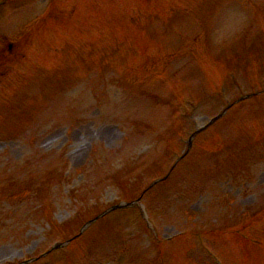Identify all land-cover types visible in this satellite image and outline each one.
<instances>
[{
	"label": "rangeland",
	"instance_id": "1",
	"mask_svg": "<svg viewBox=\"0 0 264 264\" xmlns=\"http://www.w3.org/2000/svg\"><path fill=\"white\" fill-rule=\"evenodd\" d=\"M63 1L66 0H59L58 3L64 4ZM106 1L109 4L118 5L117 11L114 12L119 14H122L121 7L128 3L132 5L127 15L133 17L135 21L130 26H125V23L114 19L115 25L111 34H106L104 38L97 35V41L90 44L89 35L84 34L85 26H92V29H88L90 34L99 32V29L105 30L106 33L109 31L108 20L105 17L101 18V22L97 19L102 15L100 8L104 7ZM195 1L155 0L150 5L141 0H128V2L82 0L80 4L73 3L74 10H78L77 7L80 8V12L76 11V13L78 12L82 17H85L83 13L88 6L96 5L95 10L99 12L93 13L99 16L93 15L94 20L92 18V22H88L86 18L81 19L80 16L73 15L69 24H66L68 21L62 23L57 39L60 40V44H65L72 49H69L70 56L64 64L60 62L59 67L53 66V70L50 73L47 72L46 75L51 81L46 76L44 83L40 82L39 86L36 83L33 86H44L49 89L47 86L49 82L48 84L56 90L55 86L64 79L73 80L75 83L73 88L76 91L68 95H71L73 100L70 107H75L72 110L71 108L65 110L67 107L65 103H62L66 101L61 102L62 105L59 106L44 105L32 116V120L29 119L32 113L30 107L38 97L44 95L36 93L38 91L35 88L31 89V80H35L38 76L37 72H34L38 62L36 58L40 54V49L44 50V43L53 38L47 31L49 23L43 22L46 16H43L44 13L41 16L47 7L48 0H24L18 4H14L15 1L3 4L0 10V34L2 33L0 48L4 49L7 41H16L19 37L15 36L23 30L28 36L22 44H19L20 41L12 43L13 47L10 48L13 51L12 56L24 58L19 66L13 69L0 68V192L10 191L15 194L19 188H26L25 192L23 191V199L10 198L0 204L4 210L0 219V264H13L44 253L46 248L61 239V234L53 233V229L58 226L61 227L67 223L74 229L73 234H76L85 223L84 218L87 219L89 212L93 216L107 205L122 198L135 197L143 187H140L141 181L138 177L140 173L147 175L149 180L146 183L163 175L172 159L167 150L174 148L176 152L183 151L177 141L178 138H183L184 124L180 125L175 115L170 118L165 109H152L147 104H144V109L149 115L143 117H150L152 124H156L157 120L163 123L164 127L160 126V131L165 128V132L161 139L165 138L168 144L163 145L162 142L157 141L152 143L151 137L150 144L147 141L139 142L141 139L137 144L132 140L120 142L117 136L111 137L106 131L98 129L100 127L104 129V126L110 125L113 117L120 114L128 117L130 114V107L127 104L116 106L118 102L114 92H112L113 95H106L103 99L101 96L97 102L92 101V96L102 86L98 72L105 62L110 61V64L116 67L120 66L117 67L120 69L118 75L108 73L106 75V78L117 79L123 76L121 73L125 71V66L130 60L140 61L136 65L134 64L137 61L128 66L138 65L135 71L145 74L141 85L151 88L154 82H160L159 90H156L158 95L170 97V94L174 93L175 107L185 102H193L198 106L197 112L204 115H207L218 97L208 89L218 85L222 80H225L223 93L230 99L234 95H241L250 85L264 83L262 82L264 73H260L264 71V68L257 66L261 59V51H256L260 48L264 52V0H251L249 4L241 8V1L236 3L237 0H212L215 4L209 8L211 13H214L211 19L210 35L194 39L197 37L193 32L190 33L192 23V26L180 31L188 34H181L179 45H171L169 41L160 44L158 41V44H153V50L146 48L147 43L144 44L148 32L146 22L148 24L150 22V27L158 23L162 12L166 11L168 6L174 8L170 14L180 9L186 11L189 16L195 17L198 13L197 9L202 4H205L207 9V0ZM216 2L225 6V9L217 14ZM258 8L261 9V24L254 21L255 15H258ZM55 22L59 21L55 19ZM69 29H73L74 32ZM3 35H6L9 40H5ZM117 36L120 37L118 42ZM108 37L111 39L108 40ZM50 47L58 48L59 46L52 43ZM120 47L123 48L122 57L110 55ZM148 47L152 45L148 44ZM226 48L234 49L235 54L240 57L231 62V65L238 66L243 62L253 65L248 68L242 66L227 68V64L223 61L228 53L224 51ZM134 49L137 50L134 51ZM87 50H91L92 58L87 57L85 53ZM7 51L10 50L7 49ZM133 53L135 58L130 57ZM242 59L243 62H241ZM141 63L147 68L143 70ZM255 69L257 73L254 72ZM230 70H235V74L240 79L237 86L233 84L232 78L227 79V73ZM184 74L195 76L198 80L195 86L200 88V94L188 95L186 90H183L184 84L179 79L185 80ZM24 76L28 77L24 79ZM151 76L153 78L149 79ZM156 78L160 79L154 80ZM127 80L131 81V84L136 82L132 77H127ZM206 81L211 85L209 86ZM246 81L252 82L247 84ZM169 82L173 85H166ZM64 83L62 82V88ZM241 83L242 86H240ZM22 89L26 90L23 92L24 95H22ZM99 107L104 112L102 115L104 118L95 121L93 113ZM20 109L23 113L19 115ZM132 119L140 122V117L132 115ZM198 120L204 123L205 118L200 117ZM65 122L75 123V125L69 126L59 137L47 138V128L50 127L49 134L54 127H63ZM36 123L42 126L40 128L34 126ZM232 123L236 124L232 125ZM229 124H231L230 129H228ZM224 127L228 141L224 140L222 138L224 135L221 134V137H217L218 140L212 144L209 140H203L196 145L202 150H213L222 141L233 144L231 154L223 160V173H219L217 178L207 182H199L195 179L194 181L186 180L182 184L187 178L185 175L177 188L185 186L189 197L183 198L178 203L167 204L171 210L169 212H164L167 207L162 204L163 196L157 198L155 193H151L145 196L144 201L146 200L147 205H150L154 211L152 213L156 223L160 225L162 238L171 237L179 231L201 230L205 232V236L210 233L206 237V243L217 244L218 257L224 264H232V262L264 264V254L259 257L262 251L257 250L258 246L254 245L255 242L260 241L264 247V217L257 218L255 221L253 217L247 216V218L244 215L248 212L247 207L253 210L264 207V159L261 158V155L264 158V122L245 125L239 123L238 116L230 115ZM92 129L98 131L92 132ZM66 132L69 135L65 137ZM92 135L95 137L92 138ZM148 144L152 151V167L146 165L150 161L147 154ZM232 163L235 166L231 167ZM91 169L92 175H90ZM184 171H181L180 177L185 173ZM56 173L63 179L55 183L53 180L57 177ZM108 178H113L116 182L114 184L107 182ZM189 185L192 187L190 193ZM79 211L82 214L80 218L76 214ZM246 221L255 222L251 228L252 234L248 238L241 234L246 229L237 227L238 223L242 225ZM47 222L48 225H46ZM110 224L114 225L113 229L117 230L120 236L119 240L115 239V235L112 237V241L115 240L120 244L118 251L116 248L110 253L97 251L92 248L91 242L87 245L81 242V248L74 252L77 255L76 262L79 264H151L154 260L155 264H159L160 255L154 258L155 254L152 250L146 249L137 242L133 245L134 241L132 243L129 241L134 234L131 219L113 220ZM232 225L235 226L227 231L233 236L220 237L222 234L213 232ZM95 231L96 237L105 234L97 229ZM105 231L108 233L109 230L105 229ZM219 231L218 233H221ZM135 233L138 235L137 230ZM236 237L239 239L237 240ZM191 243L193 245L188 246L181 239L177 242V246L167 247L170 251L166 250V257H164L166 264H170L171 260L176 261L172 256L174 248L180 247L183 252L190 250L191 247L197 248L196 242ZM255 251L260 254H256ZM178 252L179 250L176 254L180 257ZM130 253L134 255L133 260ZM187 259L182 257L181 262L175 264H200L197 259L193 261L194 263Z\"/></svg>",
	"mask_w": 264,
	"mask_h": 264
}]
</instances>
